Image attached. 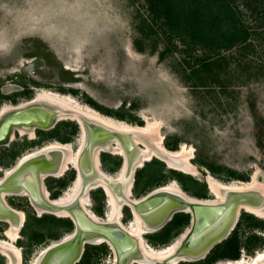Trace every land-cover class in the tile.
Returning a JSON list of instances; mask_svg holds the SVG:
<instances>
[{"label":"rangeland","instance_id":"obj_1","mask_svg":"<svg viewBox=\"0 0 264 264\" xmlns=\"http://www.w3.org/2000/svg\"><path fill=\"white\" fill-rule=\"evenodd\" d=\"M232 1L252 33L253 48L235 47L225 52L233 58L229 65L223 64L227 67V76L221 73V84H212L207 78L205 85H194L195 81H200L190 78L191 67L197 57L206 56L205 50L186 51V45L172 41L168 35L157 38L162 30L152 26V19L150 24L147 21L151 18L147 0H0V108L4 104L27 101L45 89L69 95L83 105L132 125H140L139 121L145 125L148 118L160 120L159 131L165 137L163 146L166 147L165 139L171 137V141L179 140V147L185 144L193 148L190 161L199 173L173 168L154 156L136 167L134 187H137L138 175L148 164H152L151 171H155L163 163V173L141 177L139 194L133 188L136 197L175 180L169 176V169L191 175L205 182L208 188V176L223 184L246 182L242 177L250 181L256 171L264 172V0H252L249 4L243 0ZM140 31L146 37L139 46L143 50L134 43ZM158 40H163L169 48L165 59L158 51H151ZM78 123L61 119L55 130L38 131L39 138L50 142L64 138L77 148L81 138ZM139 146L145 147L144 144ZM35 148V142L27 135L16 133L9 146L0 144V157L6 162L3 168L12 167L18 157ZM198 152L216 169L220 167L219 175L223 179L197 161ZM101 157L109 162V168L121 158L108 152L101 153ZM155 160L160 164L154 163ZM51 179L47 182L56 187L57 182ZM179 186L184 189L180 182ZM203 191L202 188L193 190ZM103 193L100 189L91 192L98 203L94 208H101ZM208 193L209 199L215 198L210 188ZM7 200L16 208L27 209L32 217L27 228L20 230L14 226L19 231L14 243L22 251L20 264H31L36 255L57 242L59 233V240L70 234L61 224L49 227L44 220L49 222L56 217L52 214L39 217L26 196L11 195ZM89 208L92 211V204ZM245 213L254 218L247 220ZM189 218L171 237L169 233L162 235L165 228L154 232L153 235L158 236L156 240H168L155 247H164L180 237L191 225V215ZM240 218L244 223L264 221L263 217L245 209ZM10 226L11 223L0 222L1 239L9 240L4 231ZM257 230L256 235L263 239H256V243L254 240L253 250L239 258L251 260L256 252L264 250V230ZM225 252L227 248L220 251L214 264L236 260ZM111 254L108 244L89 243L76 264H108L113 258ZM10 262V257L0 251V264Z\"/></svg>","mask_w":264,"mask_h":264},{"label":"water","instance_id":"obj_2","mask_svg":"<svg viewBox=\"0 0 264 264\" xmlns=\"http://www.w3.org/2000/svg\"><path fill=\"white\" fill-rule=\"evenodd\" d=\"M27 116H30V111L22 113L18 118L23 119ZM81 123L86 132V143L78 163L81 184L85 185L86 182L95 177H100L96 160L99 157L101 147L106 146L109 141L113 140H117L123 146L127 156V179L133 178L137 169L135 164L143 154V149L135 141L134 135L111 129L92 119L82 118ZM166 158L173 163L176 162L169 155ZM163 160L168 162V160ZM31 161H26L20 169L14 171L10 175L11 178L7 184L0 185V193L8 189H25L37 205L65 212L66 214L63 215L70 217L75 224L73 232L55 244L50 245L44 251L38 264H76L82 257L85 245L92 243V239L98 237L104 238L112 245L118 257L117 264H130L134 258H139L142 261L149 259L152 264H170L172 260L184 256L188 259H180V261L197 260L205 257L216 243L229 235L238 222L242 209H245L243 206L264 207V195L258 190L226 189V198L218 202H213L209 198L193 196L184 189L182 190L184 194L160 190L140 198L138 202L131 201L134 212L138 213L148 226L152 228L150 231L161 228L178 212H187L192 215L190 230L175 252L168 257L156 259L149 257L142 250L138 237L132 235L121 225L102 223L91 217L83 206L82 201L77 199L79 194L70 203L56 206L50 202L42 195L41 189L40 169L46 166L44 164H40L38 167L30 165ZM263 178L264 172H261L259 179ZM102 179L104 180L105 178L103 177ZM104 181L108 182L107 179ZM175 181L179 185V182ZM111 185L114 190H119L120 188L119 183H112ZM82 192L83 196L87 195L89 197V187H83ZM0 214L13 219L16 216L18 217L15 211L3 203L1 196ZM152 260L154 261L152 262Z\"/></svg>","mask_w":264,"mask_h":264},{"label":"bare ground","instance_id":"obj_3","mask_svg":"<svg viewBox=\"0 0 264 264\" xmlns=\"http://www.w3.org/2000/svg\"><path fill=\"white\" fill-rule=\"evenodd\" d=\"M26 102V101H25ZM47 105V107H50L49 111L45 112L44 107H41L40 109H28L27 107H32L33 105H37L40 107L41 104ZM82 103V102H81ZM78 100L75 98L69 96V95H64L61 93H58L56 91L52 90H43V91H38L36 94L35 101H29L28 103H24L20 105L19 107H13L11 104H4L2 107V111H4L2 114H0V144L3 143L4 141H8L11 136L10 132L14 128L13 127H20L22 130V133H24L25 130H30V128L26 127V125H31V123L37 119L39 121L45 120V126L50 127L57 119H73L75 121L82 122V118H87V119H92L95 121H99L101 123L106 124L105 126L110 127L111 129H117L118 131H122L125 133H132L134 135L135 141L139 145L144 144V148L142 147V152L143 154L140 157V160L137 161L135 166H141L143 165L142 162L148 161L152 159V157L156 156L159 158H163L165 160H168L166 158L167 155L173 157L176 162L173 163L172 161L168 160V164L172 167H176L180 170H183L188 173L192 174H198L197 166H195L193 163H191V158L193 157V148H189L185 144H183L181 149L171 151L170 149H166L162 142L163 139L165 138L163 134L159 131L160 130V120H150L149 118L147 119V123L145 125H135V124H129L126 121L118 120L115 119L111 116H107L105 114H102L98 112L97 110L81 104ZM28 109V110H25ZM24 110V111H22ZM62 110V112H60ZM21 111V112H20ZM26 111H30V116H27L26 118L20 119L18 118L22 113H25ZM54 111V112H52ZM65 112V113H64ZM12 117L11 122L13 123L10 125V130H9V123L6 127L1 126V124L8 118L4 119L5 117L9 115H14ZM57 114V115H56ZM59 114V115H58ZM43 120H40V118ZM28 119V120H27ZM32 119V120H31ZM27 120V122H26ZM30 120V121H29ZM3 121V122H2ZM18 121V122H16ZM15 125V126H13ZM9 130V131H8ZM31 131V130H30ZM8 132V133H7ZM33 134V133H32ZM82 137L79 138V145L77 148H72L70 143L67 144H60L57 141H54L52 143H49L48 145H45L44 149H40L38 151H47L51 149H57V148H63L66 151H69L68 155L66 156L65 164L64 167H68V165H76L78 163L79 157L82 153L84 144H85V138H86V132L85 130L82 131ZM4 136H7L6 138L3 139ZM146 142V143H145ZM116 144V143H115ZM105 146V145H104ZM106 150V148H104ZM116 151L121 153L123 156L125 155L124 149L122 146L116 144ZM40 154V153H38ZM33 155L37 154H27L24 158L21 159V163L26 161V159L30 158ZM126 161H127V156H126ZM68 164V165H67ZM74 167V166H73ZM127 162L124 164V168L118 173V177L121 178L123 176H127ZM9 170L7 173L9 174ZM260 171H256L253 176L252 180H248L246 182H239V183H228V184H223L216 180V178L212 176H208V183L210 186V189L212 193H214L215 198H211V201L213 202H218L222 201L226 198V189H232V190H258L261 191L264 195V178L259 179ZM196 176V175H195ZM130 180V179H129ZM132 185V179L130 182V185L128 187V193L130 194V187ZM82 189H83V184H81L80 179L75 181V183L70 187V189L62 195V197L58 200L61 204L65 203H70L72 202L77 195L79 194L80 197H77V199H80L84 205H86V210L92 217V215L96 218H98L90 209V202L89 198L87 195H82ZM106 193L108 194V212H107V219L109 221H114L117 217V214L119 213V209L121 208L122 204L119 202L117 196L115 193H113L112 189L108 186H105ZM171 191L177 194H181L184 192L181 190L180 186L175 180H171L169 183L163 185L162 187L158 188L156 191ZM155 191V192H156ZM154 192V191H153ZM78 195V196H79ZM184 196V195H182ZM132 198V197H131ZM200 198V197H199ZM140 201L139 199L137 202ZM127 203H130L129 205L132 206V203L129 201ZM245 209L249 212H252L256 214L257 216L263 217L264 218V207L262 208H256V207H251L249 205L243 206ZM244 209V208H243ZM40 210V209H39ZM58 211V210H55ZM44 211L40 210V213ZM135 213V212H134ZM24 216V215H22ZM133 219V218H132ZM141 218L138 213H135V218L134 220H131L128 224L123 223V227L127 229L128 232H130L132 235L135 237H138V240L140 241L141 248L142 250L150 257H154L156 259L158 258H165L170 255H172L177 247L180 245L181 241L184 239V237L187 235L188 231L190 230V227H188L180 237H178L174 242L170 243L169 245H166L164 247H155L149 244L144 238L143 234L150 231L152 228L148 226V224ZM6 235L9 238V240L6 239H1L0 238V251L5 253L10 257V264H20L21 261V256H22V251L21 248L17 245H15L16 239L19 237V231L18 228L15 229L14 226L10 227L6 231ZM104 241V238L100 237L96 239L95 242H102ZM56 242L54 241L52 244H55ZM51 244V245H52ZM45 249L42 250L38 255H36L33 260L31 261V264H38L40 262V259L44 253ZM180 259H188L186 256L176 258L175 260H172L170 264H179ZM118 257L117 254L115 253V258L112 262V264H117ZM147 261V262H146ZM154 260H152L153 262ZM182 261V260H181ZM134 262H140L143 264H152L148 260L142 261L139 260V258H134L131 260L130 264ZM149 262V263H148ZM217 264H264V250L256 252V255L252 257L250 260H246L245 258H239L236 260H230L225 261V263L217 262Z\"/></svg>","mask_w":264,"mask_h":264},{"label":"trees","instance_id":"obj_4","mask_svg":"<svg viewBox=\"0 0 264 264\" xmlns=\"http://www.w3.org/2000/svg\"><path fill=\"white\" fill-rule=\"evenodd\" d=\"M243 1L245 4H249L252 0ZM147 2L151 17L148 18L147 21L150 24V19H152V26H158L162 30L158 32L157 38H160V36L163 38L164 35H168L172 41L177 40L186 45L184 49L186 51L192 49L205 50L206 56L204 58L197 57L191 67L192 77L190 78L194 77L200 81H195L194 85H205V80L207 78L211 80L212 84H221V73L225 72L227 76V67L225 68L223 64L229 65V62L231 61L230 58H233L225 52L233 50L235 47L243 48L245 50L253 48L254 43L251 39L252 33L240 18L239 11L232 0H147ZM145 40L146 37H144L140 31V35L136 36L134 43L136 47L143 50L139 46L141 45V42ZM161 44L163 45L160 47ZM168 50L169 48L166 46V43H164L163 40H158L154 42V48L151 51H158L161 58L165 59ZM247 65L246 68H249ZM243 69H245V67H243ZM181 76L182 78L184 77L183 75ZM249 78L251 79V77ZM128 114L133 116L131 113ZM131 119L136 121V118ZM138 123L140 125L144 124L143 121H139ZM165 146L170 150H179V140L171 141V137H167L165 139ZM198 147L200 148V146L197 145V149L199 150ZM197 161L201 165L206 166L214 175L223 179V177L219 175V171L221 170L220 167H218L219 169H216L212 163L202 159L199 152ZM157 162L160 164V161H154V163ZM150 165L152 164H148V166L140 172L141 175H138L136 191L139 188V183L142 179L141 177L151 176L154 173L162 175L164 169L163 163H161L160 165L162 166L159 168L157 167L155 171H151ZM168 172L171 178L179 181L185 191L191 193L193 196L200 198L209 197V188L205 182L177 170L169 169ZM242 179L246 181L249 180L248 177H242ZM196 188H202L204 191L193 192ZM244 215L247 214L245 213ZM189 217L190 215L185 213L176 214L175 218L170 221L169 225L161 232L162 235L170 233L174 228L179 229V227L184 226L188 223L190 219ZM250 218L254 217H252V215H247V220ZM257 222L258 223H255V225L264 229V221L257 220ZM240 223H243V220H241ZM46 224L53 228V225L58 226L61 224V228L63 226V228H65L64 230L69 232L74 229V223L72 220L66 218L59 220L55 218L49 222L46 221ZM60 237L61 233L56 236V239ZM155 237L158 236L150 235V242L154 246L164 244L168 241L167 239L156 240ZM256 239L258 241L263 238L255 235V243ZM226 243H228V241H226ZM222 249L224 248L220 246L217 247L208 258L199 261L196 264H214V261L219 257V255L215 254L220 253ZM229 256L239 259L240 254L237 253Z\"/></svg>","mask_w":264,"mask_h":264},{"label":"flooded vegetation","instance_id":"obj_5","mask_svg":"<svg viewBox=\"0 0 264 264\" xmlns=\"http://www.w3.org/2000/svg\"><path fill=\"white\" fill-rule=\"evenodd\" d=\"M35 98H36V96H34V98H31V99L27 100L26 102L23 101V102H20V103H17V104H11V106L19 107L20 105H22L24 103H28L29 101L30 102L31 101H35ZM2 107L0 108V114H2L4 112V111H2L3 110ZM41 107H44L45 112L49 111V109H50V107H47V105H44L43 103L40 105V107H38L35 104L32 107H29L28 109H34V110L36 109L37 110V109H40ZM28 109H25V110H28ZM22 111H24V110H22ZM52 112H54V111H52ZM60 112H62V110H60ZM15 115L16 114L9 115V116L5 117L4 119H6V118H8V119H6L4 122L2 121L3 123L1 124V126L6 127L8 125V123H9L8 127H9V130H10V125L13 124L11 122H14V121H11V119ZM39 118H40V120H43V119H41V117H39ZM61 119H63V118L61 117ZM61 119H57L49 128L45 126V122H44L45 120L39 121V120L35 119L31 123V125H26V127L30 128L31 131L30 130H25L24 133H22V130L20 129V127H17V126L13 127L14 130L12 129L11 132H10V134H11V136L9 137L10 139L8 141H6L5 143H1V145L9 146V144L15 140L16 133H19L20 136L27 135L31 140H33V142H35V147L36 148L34 150H32V151L31 150L27 151L21 157H18L17 160H15V164H13L12 167H10L8 169L7 168L6 169L3 168L4 167L3 165H5L6 162L4 161L3 158L0 157V172H3V176L0 177L1 178L0 179V185H2L4 183L7 184L9 182L10 178H11L10 175H12V173H14V171H17L18 169H20V167L22 165H24L26 163V161L32 160L30 162V165H34V166L36 165L38 167L40 164H44L46 166L43 169H40L42 195H44L50 202L54 203L56 206L61 204L58 200L62 197L63 194H65L70 189V187L79 178V165H78L79 160H78V163H76V165H70L69 166L67 164L68 167H64L66 156L68 155L69 151H66L63 148L51 149V150H47V151H43V150L38 151L40 149H44L45 145H48L49 143H52L54 141H57L60 144L70 143V145L74 149L73 143L69 142V140H65L64 138H58V139L56 138L52 142H50L51 140H47V139L41 140V138H39L38 131L47 132V131H50V130H52V131L55 130V127L57 126L58 122ZM27 120H26V122H27ZM71 120H73V119H71ZM16 122H18V121H16ZM77 122H79L78 124L80 126V130H81V133H82V131L84 130V128L81 126L82 123L80 122V120L77 121ZM102 124L106 125L104 123H102ZM13 126H15V125H13ZM6 137L7 136H4L3 139L6 138ZM81 137H82V134H81ZM46 141H49V142H46ZM115 143L120 145V146H122L120 144V142H118L117 140H113V141H109L106 146H102L101 147L100 153H99V157L96 160V163L98 165V172H100V177H95L94 179L90 180L89 182H86V184L83 185V187L87 186L90 189L89 197H88L89 198V202H90V206L92 204V212L98 218L94 217L93 215H92V217L96 221H99V222H102V223H114V224H118V225L122 226L123 223L124 224H128L131 220H134V218H135V213H134L133 206L129 205L130 203H127V202H129V201L130 202L131 201L137 202L138 199L143 198L146 195L145 196H141V197L134 196V194H133L134 191L137 194L139 193V192L136 191V187H134L135 186L134 185V181L136 180L135 175H134L133 178H131L132 179V185L130 187V194L128 193V187L130 185L131 179L130 180L127 179L126 174H125V176H123L121 178H119L117 176L118 173L124 168V164L127 161H126V156H123L121 153L116 151V144ZM104 148H106V150ZM103 152H108L109 154H116V155H118L121 158L120 159L117 158L116 161H115V164L112 166V168H109L107 166V164L109 162L108 163L104 162L102 157H101V153H103ZM32 153L33 154H37V155L31 156L30 158L26 159V161L21 163V159L22 158H24L27 154H32ZM38 153H40V154H38ZM125 155H126V153H125ZM10 159H12V157ZM79 159H80V157H79ZM116 165L118 166L117 168H116ZM8 170L10 171L9 174L7 173ZM103 177L105 179H107L108 182H105L104 181L105 179L104 180L102 179ZM49 178H52L51 180H54V182H57V186L56 187H54L52 185L50 186V184L47 182V180ZM112 183H119L120 184L119 190H114L112 185H111ZM105 186H108V187H110L112 189L113 193H115V195L117 196L119 202L122 204L121 208L119 209V213L117 214V217H116V219L114 221H109L106 218L109 204H108V201H107L108 200V194L106 193L107 191L105 189ZM133 188H134V191H133ZM65 189H68V190L65 191ZM99 189L101 190L102 193L104 192L103 193L104 194L103 204L101 205V208H99V207L94 208L95 205H97L98 203H96L95 196H94V194L91 195V192H94V191L99 190ZM157 189H155L153 191H156ZM152 192H150V193H152ZM81 194H83V192ZM11 195H14V196H16V195L17 196L24 195V196H26L27 199H28V202L35 209V211L37 212L39 217H41V216L43 217L44 214L45 215H51L52 214L58 220L59 219H63V218L71 219L70 217H67V216L63 215V214H66L65 212L63 213V212L55 211L53 209H49L47 206H39V205H37L32 200L31 195L25 189H8V190L3 191L2 193H0L1 200L3 201V203L7 207H9L13 211H15L18 214V217L16 216V218L13 219L12 217H8V216H4L3 214H0V222L7 223V224L11 223L12 226H17L18 228L20 227V230H21L23 227L27 228L29 226L30 220L32 219L31 214L27 211V209H25V208L23 209L19 205L20 209H21L20 210L19 208H16V207L12 206L8 202L7 197L11 196ZM78 197H80V195ZM84 206L86 207V205H84ZM39 209L44 211V212L40 213ZM95 209H97V210H95ZM87 210H88V208H87ZM178 213H180V212H178ZM178 213H176V214H178ZM184 213H187V212H184ZM176 214L173 215V217L168 222H166V224H164L161 228L156 229L154 231H148V232L144 233L143 234V238L145 240L147 239L148 241H150V239H151L150 235H153L154 232H157L158 230L165 228V226L168 225L170 223V221H172L174 219ZM187 214L191 215V213H187ZM22 215H24V216H22ZM240 216H241V214H240ZM240 216H239L238 222L235 224L234 228L229 233V235L227 237L223 238L218 243H216L211 248V250L207 253V255L205 257L199 258L197 260L185 261V262H199V261H203L204 259L208 258V256L219 246L222 247V248H227V252H225L226 255H235V254L239 253L240 256H241V255H245L248 252H251L253 250L254 236L256 235L255 232L256 231L258 232L257 228H259L260 231H261L262 228L257 227L255 225V223H244V221H243V223H240L241 220H242L240 218ZM191 217H192V215H191ZM53 219H55V218H52L51 220H53ZM44 221H47V220H44ZM72 222H73V220H72ZM191 225H192V223H191ZM191 225H190V227H191ZM12 226H10V227H12ZM9 228L5 229V231H4L5 235H6V231ZM74 229H75V224H74ZM74 229L72 230V232L74 231ZM262 230H264V229H262ZM174 231H175V228L170 231V233H169L170 237L173 235ZM176 231H178V230L176 229ZM60 238H58L56 240L59 241ZM98 238H93L92 239V244H94V245L103 244V243L108 244V246L112 250V254L111 255L113 256V258L111 257V259L108 260V264H112V262H113V260L115 258V251H114L112 245L105 239H104V241L99 242V243L95 242L96 239H98ZM226 241H228V243H226ZM224 243H226V244H224ZM230 243H232V244H230ZM83 254H84V252H83ZM83 254H82V257H83ZM215 255H219V253H217ZM82 257H81V259H82ZM180 262H183V261H180ZM117 263H118V261H117ZM135 263L136 264H143V263H140V262H135ZM133 264H134V262H133Z\"/></svg>","mask_w":264,"mask_h":264}]
</instances>
